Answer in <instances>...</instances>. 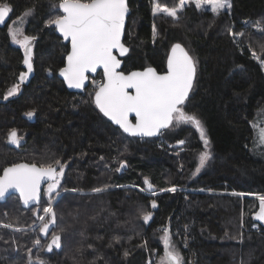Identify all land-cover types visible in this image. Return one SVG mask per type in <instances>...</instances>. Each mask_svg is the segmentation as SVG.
<instances>
[{
	"label": "trees",
	"instance_id": "obj_1",
	"mask_svg": "<svg viewBox=\"0 0 264 264\" xmlns=\"http://www.w3.org/2000/svg\"><path fill=\"white\" fill-rule=\"evenodd\" d=\"M6 2L12 12L0 28V175L13 163L56 159L64 174L51 201L56 224L47 235L38 227L0 229V264H37V258L44 264H149L163 255L164 228L184 264H264V222L254 219L259 201L249 197L264 195V148L254 143L253 127L264 112V0H229L230 11L217 16L191 5L176 23L154 19L152 0H127L128 52L121 70L150 66L159 72L172 46L181 44L197 67L185 111L201 120L207 149L199 131L186 124L145 138L115 127L95 107L94 93H69L58 79L69 47L47 21L59 14L52 7L59 0ZM28 9L33 11L24 17V34L35 37L33 70L21 82L24 49L10 44L8 25ZM246 22L262 29L245 28ZM237 33L243 35L234 38ZM12 129L21 137L17 148L8 144ZM161 137L166 143L160 150ZM179 141L181 153L166 150ZM205 150L210 159L196 172ZM145 178L153 188L141 191ZM172 187L175 192L167 191ZM46 188L39 205L29 209L17 196L8 198L0 205V224L34 227L48 206ZM54 234L61 236V247L47 252Z\"/></svg>",
	"mask_w": 264,
	"mask_h": 264
},
{
	"label": "snow or ice",
	"instance_id": "obj_2",
	"mask_svg": "<svg viewBox=\"0 0 264 264\" xmlns=\"http://www.w3.org/2000/svg\"><path fill=\"white\" fill-rule=\"evenodd\" d=\"M189 2L194 3L198 10L205 5H210L211 12L215 15H219L222 10L230 9L232 6L229 0H179L177 7L168 8L153 0V15L164 13L178 19V12L182 11ZM52 7L57 9L59 14L49 19L47 24L54 25L55 29L71 45V50L67 54V64L59 70L69 88H84L89 79L88 74L102 69L103 80L94 81L93 103L104 117L118 125L124 133L131 136H154L162 129L174 126V123L175 125L190 124L199 131L207 149L209 142L205 138L201 120L197 115L185 111L186 102L193 89L197 67L194 58L181 44L177 43L172 46L167 57L165 72L159 73L149 66L142 71H131L126 74L120 70L122 61L116 53L122 57L128 52V48L122 42L125 19L129 12L127 0H59L58 5L54 4ZM32 11L33 9L26 10L19 21H13V24L8 27L11 40L24 49L23 64L27 66V72L20 73L21 82L33 70L31 42L35 37L25 35L20 26L24 17L30 15ZM11 12L10 3L6 0L0 2V24L5 22ZM155 35V29H153V39ZM242 35L243 33L233 34L234 38ZM252 58L260 60L255 52L252 53ZM18 87L17 85L11 89L7 96L13 95ZM7 96L4 98L7 99ZM130 114H134V123L129 118ZM26 115L32 117L34 113L29 111ZM253 127L257 133L254 143L264 145V127H258L256 124ZM8 142L17 147L20 146L21 137L18 136L16 129L8 133ZM179 143L184 142L179 141ZM210 155L207 150L200 154L199 167L196 172L205 166ZM124 166L121 162L120 168ZM63 174L64 166L59 159L40 164L36 162L13 163L3 168L2 175H0V199H3L9 190H15L25 205L30 201L38 202L41 184L47 182L45 191L49 197L48 206L43 207V215L38 216L42 222L40 232L47 235L49 225L56 224L57 214L51 201L54 194L59 195L57 189L60 187V178ZM144 183L147 189H141V191L153 188L147 178ZM104 190L94 189L97 193ZM167 191L175 192L176 188L172 187ZM256 199L259 205L254 219L264 222V195H257ZM151 206L153 208L157 206L155 200L152 201ZM150 218V212L143 214L144 221L147 222ZM4 226L8 227V225ZM162 231L163 255L158 264H184L183 257L172 243L169 229L164 228ZM34 244L40 247L41 241L37 239ZM53 247L57 249L61 247L59 234L52 235L51 241L46 245V250L51 252ZM29 254L31 255V249H29ZM127 255L128 253L125 252V256ZM37 264H44V261L37 258Z\"/></svg>",
	"mask_w": 264,
	"mask_h": 264
},
{
	"label": "rangeland",
	"instance_id": "obj_3",
	"mask_svg": "<svg viewBox=\"0 0 264 264\" xmlns=\"http://www.w3.org/2000/svg\"><path fill=\"white\" fill-rule=\"evenodd\" d=\"M156 2H158L161 6H167L168 8H173V7H177L178 6V4H179V0H156ZM193 6L194 7V9L197 11V12H199V13H210V14H212V16H217V15H215V14H213L212 12H211V6L210 5H205L204 7H202V9H196V7H195V4L194 3H191V2H189V3H187L186 5H185V7H184V9L185 8H187V7H189V6ZM153 6H154V3H153V0H152V15H153ZM184 9L182 10V11H179L178 12V19L181 17V15H182V13H183V11H184ZM230 11V9H228V8H225L224 10H222L221 12H220V14L221 13H228ZM154 16V19H156V20H159L158 18L159 17H161V18H165V19H168L169 21H171L172 23H176V21L178 20V19H174V18H172V17H169V16H167L166 14H164V13H158V14H156V15H153ZM158 17V18H157ZM14 21H19V19L18 20H14ZM13 24V21H11L10 23H9V25H8V27L10 26V25H12ZM24 25H25V22H24V20H23V23H22V25H20L21 27H22V31H23V33H24ZM244 27L245 28H249L250 30H252V29H254V30H260V29H262V26L261 25H250L248 22H246V23H244ZM156 33V32H155ZM9 37H10V35H9ZM10 44L13 46V47H16V48H21L20 47V45H18V44H16V43H14L12 40H11V37H10ZM25 67H27L26 65H24ZM98 77H101V76H98L97 75V79H99ZM87 92H88V94H90V92L91 93H94V88L93 87H91V86H89L87 89ZM254 124H256L258 127H264V112L259 116V118L256 120V122L254 123ZM180 125H182V124H179V125H175V123H174V127H177V126H180ZM187 126H191V127H193L192 125H190V124H186ZM256 135H257V133H256V130H255V138H256ZM159 139V138H158ZM161 140V142H162V144H165L166 142L163 140V138L161 137L160 138ZM159 141V140H158ZM157 141V143H156V145H159V142ZM179 143V142H178ZM178 143H175V144H178ZM8 144L9 145H11V146H13V147H16L17 148V146L16 145H14V144H11V143H9L8 142ZM167 144H169V143H167ZM184 144V143H183ZM183 144H181V147H175V149H173V152H175V153H177V154H179V153H181L182 152V149H183ZM258 145V144H257ZM258 147H261V148H264V145H258ZM50 159V158H49ZM249 197H252V198H254V199H256V195L255 196H249ZM54 203V201L52 202V204ZM36 211V210H35ZM43 214V213H42ZM21 217H16V219H20ZM39 225H41L42 226V222L39 220L38 221V223L34 226V227H29V228H16V227H12V226H9L8 225V227H5L4 226V224H0V229H4V230H7V231H12V232H25V231H36V228L38 227V230H39V234L40 235H45L44 233H42V232H40V227L41 226H39ZM17 229H21V230H17ZM254 229H257L256 227H254ZM255 231H257L258 232V230H255ZM37 233V232H36ZM55 247H53V249H54ZM47 251V250H46ZM48 252V251H47ZM159 259L160 258H158L156 261H151V262H149V264H158V262H159Z\"/></svg>",
	"mask_w": 264,
	"mask_h": 264
},
{
	"label": "water",
	"instance_id": "obj_4",
	"mask_svg": "<svg viewBox=\"0 0 264 264\" xmlns=\"http://www.w3.org/2000/svg\"><path fill=\"white\" fill-rule=\"evenodd\" d=\"M127 4H128V2H127ZM129 8V7H128ZM129 14H130V10H129V12H128V14H127V16H126V19H125V28H126V23H127V19H128V17H129ZM8 21H9V16L6 18V20H5V22L3 23V24H0V28L1 27H4L7 23H8ZM51 28H53L54 29V31H55V33H56V35L64 42V43H66V44H68V47H69V50H68V52L71 50V45H70V42L69 41H67V40H65L64 38H63V36L55 29V26L54 25H52L51 26ZM125 28H124V34H125ZM123 39H124V35H123V37H122V42H123ZM68 54V53H67ZM117 54V56H118V58L119 59H121V61H122V58L127 54H125L124 56H119V54L118 53H116ZM66 64H67V55H66V58H65V63H64V67L66 66ZM122 66H123V62H122V64H121V69H122ZM120 69V70H121ZM135 71H142V70H135ZM131 72V71H130ZM101 74V76H102V78H103V70L102 69H98L97 70V72L96 73H90V74H88L89 75V78H94V77H96L97 76V74ZM127 74V73H126ZM58 79L62 82V84L64 85V87H65V89L69 92V93H74V94H80V93H82L84 90H86L87 88H88V81H86V84H85V87L84 88H81V89H76V88H69L68 87V85H67V83L64 81V78L60 75V72L58 73ZM21 81V80H20ZM94 98V97H93ZM99 110V109H98ZM107 118V117H106ZM130 119H134V114H130V117H129ZM108 119V118H107ZM109 120V119H108ZM110 121V120H109ZM135 121V120H134ZM115 127H117V128H119L121 131H123L118 125H116V124H114L112 121H110ZM165 129H162L161 130V132L160 133H158L157 135H154V136H134V137H139V138H145V137H158L161 133H163V131H164ZM126 134H128V133H126ZM129 135V134H128ZM131 136V135H130ZM21 163H25V162H21ZM9 167V166H8ZM1 175H2V172H1ZM47 185V182H44V183H42L41 184V190H40V200L38 201V202H29V204H27V205H25L24 203H23V201L20 199V197H19V193L18 192H16L15 190H9V192H8V194H6V196L3 198V199H0V205L1 204H4L5 202H6V200L8 199V198H10L11 196H17L18 198H19V201H20V205H21V207L23 208V209H29V208H31V207H34V206H38L39 205V203H40V201H41V198H42V192H43V190H44V187Z\"/></svg>",
	"mask_w": 264,
	"mask_h": 264
},
{
	"label": "built area",
	"instance_id": "obj_5",
	"mask_svg": "<svg viewBox=\"0 0 264 264\" xmlns=\"http://www.w3.org/2000/svg\"><path fill=\"white\" fill-rule=\"evenodd\" d=\"M98 78H99V79H97V76L94 77V78H89V79H88V87L91 86V87L95 88L94 81H95V82H100V81L103 80L102 77H98ZM163 147L165 148V146L162 144V142L159 141V145H157V148L161 150V149H164ZM175 147H181V144L178 143V144H175V145H168V146L166 147V150H173V149H175Z\"/></svg>",
	"mask_w": 264,
	"mask_h": 264
},
{
	"label": "flooded vegetation",
	"instance_id": "obj_6",
	"mask_svg": "<svg viewBox=\"0 0 264 264\" xmlns=\"http://www.w3.org/2000/svg\"><path fill=\"white\" fill-rule=\"evenodd\" d=\"M166 65H167V63L165 64V66H164V69H162V70H159V73H163V72H165L166 71ZM98 75V74H97ZM133 120V123L135 122L134 121V119H132Z\"/></svg>",
	"mask_w": 264,
	"mask_h": 264
},
{
	"label": "bare ground",
	"instance_id": "obj_7",
	"mask_svg": "<svg viewBox=\"0 0 264 264\" xmlns=\"http://www.w3.org/2000/svg\"><path fill=\"white\" fill-rule=\"evenodd\" d=\"M20 78V77H19ZM161 140V139H160ZM171 154V153H170Z\"/></svg>",
	"mask_w": 264,
	"mask_h": 264
}]
</instances>
